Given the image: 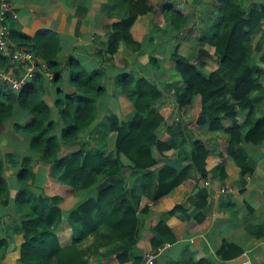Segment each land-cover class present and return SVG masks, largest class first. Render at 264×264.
<instances>
[{"label":"trees","instance_id":"trees-1","mask_svg":"<svg viewBox=\"0 0 264 264\" xmlns=\"http://www.w3.org/2000/svg\"><path fill=\"white\" fill-rule=\"evenodd\" d=\"M125 2V14L113 24L107 43L106 52L111 56L122 48L134 54L142 51V42L136 41L131 31L137 19L141 25L148 20L157 25L167 20L176 33L188 23V14L171 5L159 6L161 0ZM206 15L204 29L196 38L195 56L180 55L178 46L170 56L182 87L161 90L145 77L119 74L115 88L125 99L131 116L121 118V114L112 113L107 117L108 130L115 139L106 149L84 140L66 158H59L60 144L78 143L82 132L96 119L97 102L105 94V74L102 70L86 72L69 58V79L75 93L63 95L57 86L63 71L56 61L59 47L55 39L36 41L11 29L12 46L40 58L52 75V84L58 87L52 109L43 100L48 87L42 72L37 71L17 92L0 82V128L18 106L27 115V122L16 123L14 130L25 134L30 151L50 165L46 184L41 193L35 194L30 190L34 181L32 159L6 157L10 166L17 168L14 205L18 220L10 233L22 235L24 240L17 264H144L143 257L134 254L139 240V216L150 214L187 183L189 192L184 199L164 211L151 228L149 251L156 253L174 243L168 218L203 224L208 193L198 183L207 179L212 156L209 140L193 137L195 128H204L209 135H224L217 157H229L242 175L250 173L242 147L264 142V116L257 109L258 94L263 89L262 72L254 62L263 43H253L264 22V0H246L245 5L237 0H214ZM210 52L217 69L207 72L204 66L212 57ZM5 60L0 58L2 69L8 61ZM150 63L158 70L153 58ZM53 110L57 112V122ZM182 110H189L192 122L181 118ZM243 113L245 116L241 117ZM225 120L232 123L231 127L224 128ZM162 125L164 130L160 132ZM164 133L169 136L167 139H163ZM169 151L175 152L170 160L177 164L160 165V159H167L164 154ZM122 158L130 165H125ZM224 167L222 162L214 166L222 178L227 177ZM195 189L198 191L191 197ZM8 198L0 160V204L6 205ZM68 198L72 200L68 202ZM64 222L71 232L65 245L58 236ZM11 235L0 236V264ZM240 254L236 245L223 242L216 258L227 261ZM178 264H211V259L195 263L182 260Z\"/></svg>","mask_w":264,"mask_h":264},{"label":"crops","instance_id":"crops-1","mask_svg":"<svg viewBox=\"0 0 264 264\" xmlns=\"http://www.w3.org/2000/svg\"><path fill=\"white\" fill-rule=\"evenodd\" d=\"M245 5L246 0H237ZM250 1V0H249ZM17 19H7V25L15 32L28 38L41 41L48 37L55 39L59 52L57 63L62 68L63 84L60 88L63 95L75 93L69 79L67 60L71 58L81 65L86 72L102 70L105 74V94L97 102V117L88 129L82 132L78 143L60 144L59 158H66L76 152L84 140L91 142L93 147L106 149L115 139V134L109 132L107 117L116 113L121 118L131 116L125 99L118 95L115 88V78L125 72L132 73L137 78L145 77L154 81L161 89L173 90L181 88L179 78L173 69L170 56L176 46L180 55L193 58L196 54V38L204 29L207 21L206 10L214 6V0H161L159 6L171 5L175 10L188 14V23L183 31L176 33L167 20L157 25L147 21L141 25L140 19L132 27L133 38L142 42L140 53H131L122 48L111 56L106 52L113 24L125 14V0H8ZM161 28H160V27ZM160 28V29H159ZM261 41L263 46L255 55L254 62L261 69L262 91L258 94V114L264 116V22L254 37L253 43ZM211 51V50H209ZM210 59L205 62L204 69L211 72L217 69L215 57L210 52ZM1 59L8 60L3 69L15 77H21L22 68L13 65L7 56L0 54ZM153 58L157 69L150 63ZM5 60V61H6ZM44 75V74H43ZM52 75H44L48 93L44 96L46 104L53 109L57 99L58 87L52 84ZM10 88V87H9ZM11 89V88H10ZM172 94V91L169 92ZM170 96V97H169ZM170 103L174 102L169 94ZM245 113L241 115L244 117ZM181 118L192 122L189 110L181 111ZM53 119L57 122L58 115L53 110ZM242 122V119L239 120ZM27 122V115L17 106L13 116L6 120L0 128V160L3 164V174L9 189L6 205L0 204V236L6 237L18 220L14 199L17 193L16 171L7 162L8 155L16 159L29 156L32 159L34 181L30 190L41 193L50 175V165L44 163L30 151L29 138L14 130L16 123ZM230 121H223L224 128L231 127ZM164 126L160 128L163 132ZM195 138L208 139L211 156L208 163V176L199 181L200 188L208 193V205L204 210L205 221L198 225L192 219L181 220L177 217L167 219L168 226L175 235L174 243L164 247L157 254L154 264H178L182 260L199 262L211 259V264H264V142L259 146L245 144L242 147L250 165V173L240 174L239 168L229 157H217L221 151L220 142L225 141L222 134L209 135L205 129L195 128L192 131ZM169 136L163 134V139ZM175 152L164 154L167 159H160V165L177 164L170 160ZM169 159V160H168ZM125 165L130 163L122 158ZM222 162L227 177L222 178L214 171V166ZM188 183L179 187L150 214L140 215L139 240L134 254L144 256L149 253V237L151 228L162 217V213L174 204L181 202L189 190ZM198 190V189H197ZM194 190L190 194L193 197ZM72 198H68V202ZM192 212V208L190 209ZM62 244L69 243L71 232L64 222L58 231ZM22 235H11L10 245L4 254L2 264H17L19 249L23 243ZM223 242L236 245L241 254L232 260L221 261L216 258V252ZM11 244L14 245L10 249Z\"/></svg>","mask_w":264,"mask_h":264},{"label":"built area","instance_id":"built-area-1","mask_svg":"<svg viewBox=\"0 0 264 264\" xmlns=\"http://www.w3.org/2000/svg\"><path fill=\"white\" fill-rule=\"evenodd\" d=\"M8 18L15 20L17 19V15L12 11V7L8 1L0 0V54L7 56L13 65L21 67L23 72L19 78L0 67V82L17 92L24 84L35 77L37 71L42 72L48 77L50 73L47 72L46 64L32 52L12 46L9 42L10 28L7 25ZM166 246L168 247L169 245H165L164 247ZM162 248L158 249L156 253H146L144 264H154V260Z\"/></svg>","mask_w":264,"mask_h":264},{"label":"water","instance_id":"water-1","mask_svg":"<svg viewBox=\"0 0 264 264\" xmlns=\"http://www.w3.org/2000/svg\"><path fill=\"white\" fill-rule=\"evenodd\" d=\"M197 191H198V190H197V189H195V190H194V192H193V194H195ZM13 248H14V245H13V244H11V246H10V249H13Z\"/></svg>","mask_w":264,"mask_h":264},{"label":"rangeland","instance_id":"rangeland-1","mask_svg":"<svg viewBox=\"0 0 264 264\" xmlns=\"http://www.w3.org/2000/svg\"><path fill=\"white\" fill-rule=\"evenodd\" d=\"M63 84V80L59 81V83L57 84L58 87H61Z\"/></svg>","mask_w":264,"mask_h":264}]
</instances>
